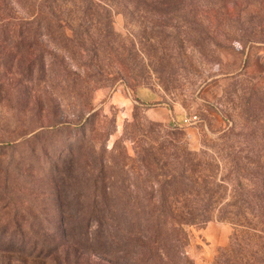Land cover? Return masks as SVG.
Returning <instances> with one entry per match:
<instances>
[{"label":"rangeland","instance_id":"rangeland-1","mask_svg":"<svg viewBox=\"0 0 264 264\" xmlns=\"http://www.w3.org/2000/svg\"><path fill=\"white\" fill-rule=\"evenodd\" d=\"M174 1L163 9H125L116 0L108 28L84 25L85 47L93 51L80 52L70 70L80 66L91 77L99 70L107 78L75 87L52 88L55 73H48L40 91H21L23 58L0 40V72L8 78L0 82V143L39 132L6 155L21 169V175L11 171L10 185L32 191L17 192L25 203L17 200L0 217L28 218L25 229L32 225L50 247L38 248L37 259L0 250V264L264 260V229L260 237L237 230L215 206L223 197V203L261 200L230 156L247 151L240 144L251 126L244 114L264 99V0ZM10 5L14 16L25 14ZM25 130L31 132L19 136ZM62 163L68 208L54 190L53 169ZM223 182L230 186L226 195L217 188ZM204 183L208 191L200 190ZM210 215L204 223L174 222Z\"/></svg>","mask_w":264,"mask_h":264},{"label":"trees","instance_id":"trees-1","mask_svg":"<svg viewBox=\"0 0 264 264\" xmlns=\"http://www.w3.org/2000/svg\"><path fill=\"white\" fill-rule=\"evenodd\" d=\"M108 1L110 2L109 6L104 3L103 0H0V40L7 42L9 47H11L10 49H12L13 52L16 50L17 55L23 58L17 63L22 66V70L19 72L22 75L21 79H19V84H21V81L25 82L21 91L34 88L40 91L42 85L44 87L48 84L46 80L48 73H55L56 81L50 84L52 88L53 85H72L75 87L79 81L81 84H83L84 81L90 83L91 80H94L93 76L98 77L99 79L96 78L97 80L107 78L104 74H100L101 72L99 70H96L95 75L91 77L90 73L86 71L87 69L84 70L80 68V66H77V69H75L77 71H72L70 69L73 66L70 63L73 62V59H79L80 52L86 53L87 51H93L85 47L84 38L86 36V31H82L84 25H87L86 27L89 29H93L99 22H104L106 28L110 26L111 12L116 0ZM177 1L179 3L176 1L173 3L185 6V0ZM11 3L22 7L25 14L20 17L14 16L12 5H10ZM217 3L224 6V3H221L219 0ZM169 4H171V0H123V7L125 9H163ZM66 10H69L67 16L63 15V12ZM92 10H101V15L98 16L99 13L92 12ZM76 13H78L79 16L78 20ZM73 16H76V18ZM68 30L72 31V33L68 34ZM90 34L92 33H89V35ZM108 34H110V32H108ZM48 46H50V49H48ZM32 54L34 55L33 59L30 58ZM90 57L91 60L93 58L97 59L96 55L93 53H91ZM0 64L2 65L1 62ZM89 65L91 64L87 66ZM78 70L80 72H78ZM235 77L236 76H231L229 79L231 80ZM0 78V82L5 85V81L8 80L6 75L0 72ZM1 86L0 83V89ZM253 88H257L256 85H254ZM13 90L16 91V89ZM17 93L18 91H16V94ZM263 102L264 99H261V102L255 106L253 112L248 111L250 110L249 107L248 109L246 108L244 114V116H246L244 119L249 120L251 126L246 129L247 133L245 137H242L243 140L240 144H248L245 146L247 151L243 154L241 152H236L232 157L230 156L238 174L240 168H245L243 169L244 175L240 176L241 180L248 175L249 179L254 181V188L261 190V193H259V195H261V200L259 202L250 201L248 204L236 200L223 203V197L222 201L215 205L220 206V210H223L219 219L233 223L237 230L248 231L247 233L254 230V235L257 237H260L261 231L259 228L264 229V227H262L264 226ZM233 127L234 126L227 130V134L233 131ZM30 132L31 130H27V132L26 130L21 131L19 136H24ZM37 137H39V132L34 133L22 141H17V138L7 140L3 137L4 139L1 141L3 143H0V213L7 210L11 205L15 206L17 200H22V202H24L23 199L16 196L17 192L26 194L32 191V189L27 186L15 185L13 188V183L10 185L9 177L11 176V171L17 175H21V169L18 162L12 164L6 159V155L10 150L22 143H33ZM33 149H35V147ZM64 159L67 160V158ZM66 160H64V162ZM63 163L55 166L52 175L55 180L54 190L61 198V207L68 208V193L63 178L67 173L63 167ZM30 166L32 165H25V168L29 169ZM197 178L201 179L199 176ZM228 179L231 180V172L228 174ZM238 185H241V183ZM229 187V184L227 185L224 182L217 185V188L223 192V195H226ZM237 187L239 186H236V188ZM95 190L96 188L94 187V191ZM200 190L208 191L209 188L207 183L201 185ZM10 192L14 196L5 201L3 195ZM244 210H250L254 214L251 217L245 216ZM213 217V215H210L201 219H174V222L180 225L190 222L204 223L211 220ZM64 220L68 222L66 219ZM28 221L29 219L24 216L23 218L22 216H13L12 218L7 216L0 217V250L5 249L14 254H26L28 259L42 257L37 250L38 248H50L47 239H40L41 237L39 234L35 233L31 228L32 225L25 229V227L29 225ZM99 222H101V220ZM13 236H18V241L12 240ZM9 237L10 239H8ZM44 238H46V236ZM251 261V259L236 255L231 261L226 262V264H258L259 262H264V260L258 258H256L254 262L252 261L253 263H251Z\"/></svg>","mask_w":264,"mask_h":264},{"label":"built area","instance_id":"built-area-1","mask_svg":"<svg viewBox=\"0 0 264 264\" xmlns=\"http://www.w3.org/2000/svg\"><path fill=\"white\" fill-rule=\"evenodd\" d=\"M194 119L197 118L196 116L193 117Z\"/></svg>","mask_w":264,"mask_h":264}]
</instances>
